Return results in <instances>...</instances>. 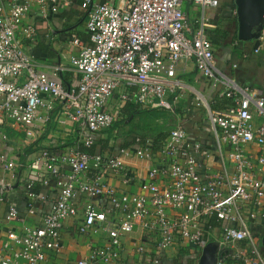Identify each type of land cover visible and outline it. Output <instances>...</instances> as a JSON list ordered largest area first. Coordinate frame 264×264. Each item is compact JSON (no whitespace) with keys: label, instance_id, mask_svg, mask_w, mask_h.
Instances as JSON below:
<instances>
[{"label":"built area","instance_id":"built-area-1","mask_svg":"<svg viewBox=\"0 0 264 264\" xmlns=\"http://www.w3.org/2000/svg\"><path fill=\"white\" fill-rule=\"evenodd\" d=\"M185 1L201 8L200 28H192L183 9ZM68 3L11 0L8 6L0 4V166L13 182L22 181L30 212L35 202L49 204L38 224H29L14 203L8 204L5 220L21 225L7 229L0 264H47L53 254L65 249L68 221L81 235H105L104 242H94L87 255L68 264H123L124 239L137 227L158 235L151 251L144 245L136 247L151 264H165L178 240L195 247L194 264H199L202 250L213 241L219 244L216 264H264L262 235L253 230L258 220L264 230V96L240 86L217 65L214 44L206 33L207 11L222 2L83 0L88 40L70 34L77 50L69 64L60 62L46 70L25 47L24 36L34 39L37 34L31 25L25 26L24 19L31 12L49 18ZM233 14L237 16L236 8ZM50 32L57 34L56 29ZM259 33L252 52L264 57V26ZM181 61H193L210 81L208 95L175 74ZM69 70L77 77L67 83L64 74ZM175 89L190 93L192 105L205 107L202 127L213 146L191 137L182 124L155 151L152 139L140 136H133L134 143L119 147L115 154L91 153L74 145L56 152L42 149L24 171L43 177V167L51 174H61L68 167L69 172L57 181L54 196L38 191L35 179L23 175L22 164L5 152L9 128L35 138L38 124L44 125L52 116L78 124V140L92 147L121 118L127 103L174 111L182 96L171 102L168 94ZM214 94L231 97L233 104L213 109L209 99ZM155 152L160 161L147 173L148 194L120 191L109 182L118 175L132 183L127 158L150 160ZM212 156L220 167L211 172ZM10 186L7 180L0 181V200H5ZM85 197L91 200H86L80 218L78 201ZM210 218H216L218 225H208Z\"/></svg>","mask_w":264,"mask_h":264},{"label":"crops","instance_id":"crops-1","mask_svg":"<svg viewBox=\"0 0 264 264\" xmlns=\"http://www.w3.org/2000/svg\"><path fill=\"white\" fill-rule=\"evenodd\" d=\"M11 0H0V4L8 6ZM113 4H117L119 0H110ZM183 9L189 15L191 26L193 29L201 27V8L196 5H192L189 1L183 3ZM207 16L210 18L206 24V30H215L218 28L225 29L230 24L233 27L235 24L231 23L228 18L220 16V9L215 8L207 11ZM88 13L87 9L83 6V0H69L66 6H62L59 13L51 15L49 18H43L42 16L31 12L24 19L25 26L31 25L36 30V36L34 39L28 38L24 35L25 47L27 50L36 56L40 61L42 68L51 70L52 67L60 62L69 64V58L76 53L77 48L71 43V33H76L82 39L86 40L88 37L86 29V19ZM236 16V15H235ZM51 29H56L57 34L50 32ZM238 29V23H237ZM255 41H245L239 45L230 46L223 45L222 47L215 46L216 62L218 67L228 77L232 78L240 86H249L252 89L257 90L264 96V57L262 54H254L253 50ZM243 52H248V57H243ZM234 64H237L234 67ZM177 76L189 86L199 90L206 95L209 92V80L199 73L193 61H181L176 71ZM77 74L72 70L65 72V82L70 83L72 79L76 78ZM174 95H182L178 98V110L176 118L178 125H185L189 134L193 138H201L207 141L213 146V140L210 134L202 127L204 121L201 114L205 113V107L192 105L193 96L190 93L182 94V91L178 89L172 90L168 94V98ZM215 94L209 99L213 105H217L215 100ZM217 96H222L217 94ZM127 105V104H126ZM125 105V106H126ZM124 106V107H125ZM222 110V109H221ZM174 126V127H176ZM173 127V128H174ZM79 125L74 124L71 121L61 122L57 116H52L51 120L45 123H39L36 128V137L29 138L24 132L10 130V142L6 146L5 152L17 162L22 165L19 171H23V175H27L28 178L35 179V186L38 191H48L50 195H55L57 192V181L63 179L69 172L68 167H64L61 170V174H51L50 171L45 170L43 167V177H39L36 171L27 170L24 171V165L32 163L37 156H39L42 149H50L53 151H61L69 148V146H76L80 150H85L87 147L78 140L79 137ZM123 129V128H122ZM127 126L122 134V142L112 141L111 135H100L97 139L96 147L103 148V152L107 154H115L118 152V148L128 139H132V135L126 134L129 131ZM115 133V132H114ZM133 142V140H131ZM96 149V148H95ZM127 164L130 170L133 172V182L127 183L121 176L110 177L111 182L120 191L137 192L142 194H148V171L151 165L159 163L160 157L157 152L154 156L148 159H142L136 156L127 158ZM211 172L220 167L219 160L216 156H212L209 160ZM9 172H4L0 166V181H6L10 183V188L6 193L5 200H0V249L2 242L6 239L7 229L10 227H20L21 223L18 221L7 222L5 215L7 213V206L9 203H14L21 216L26 218V222L29 224H38L41 222L43 214L48 209V203L35 202L34 212L29 211V202L24 189V185L20 180L18 183L13 182L10 179ZM43 179H50V183L45 184ZM12 182V183H11ZM91 200L89 197L86 199H79V205H81L80 218L83 216L84 204ZM253 230L256 234L261 235L263 230L262 220H258L253 225ZM64 243L65 249L60 254H53L47 264H68L69 262L76 261L90 251V248L96 243H102L105 241V235L100 234L93 237L81 235L76 231V226L72 221H68L65 224L64 229ZM158 238L157 234H147L142 228L137 227L133 233L124 239V258L123 264H151L146 254H139L136 252V247L144 245L147 248V252L151 251L155 245V240ZM242 245V243H240ZM198 260V252L195 250L192 244L177 241L176 245L172 248L169 255L164 259L165 264H194Z\"/></svg>","mask_w":264,"mask_h":264},{"label":"trees","instance_id":"trees-1","mask_svg":"<svg viewBox=\"0 0 264 264\" xmlns=\"http://www.w3.org/2000/svg\"><path fill=\"white\" fill-rule=\"evenodd\" d=\"M235 8V0H225L219 7L221 13L220 16L228 18L231 23L234 22L233 24H236L234 26V29L229 24L225 29L218 28L213 31L209 30L206 32L215 46L222 47L226 44L234 47L235 45H239L243 42L238 39V35L236 33L238 22L237 16L233 14ZM86 40H88V37L86 38ZM252 51H250L249 53H251ZM168 99L171 102L174 101V95ZM215 100L216 102H218L217 105L212 106V108L215 110L225 109L233 104V99L226 95H216ZM178 110H180V107L178 106L177 102L174 111L161 107H144L140 104L127 103V105L122 109L121 118L116 121L113 126L109 127V129H107L105 132L111 135L115 131L117 126L125 123L127 125H130V129L129 131H126V134H128L129 136H140L144 140L148 138L152 139L155 151L160 149L164 145L172 129H174L173 127L176 126V115ZM131 140L128 139L127 141H125L122 144V147H128L132 145L134 142H131ZM96 143L97 140L92 147H87V149L83 151L91 153L103 152V148H101L100 146L98 147V145L96 147ZM208 222V225L211 226L218 225V221L216 218H210L208 219Z\"/></svg>","mask_w":264,"mask_h":264},{"label":"water","instance_id":"water-1","mask_svg":"<svg viewBox=\"0 0 264 264\" xmlns=\"http://www.w3.org/2000/svg\"><path fill=\"white\" fill-rule=\"evenodd\" d=\"M237 9L238 39L245 41H255L264 26V0H235ZM262 243L264 246V232ZM219 244L209 242L202 250L199 264H216L218 260Z\"/></svg>","mask_w":264,"mask_h":264},{"label":"rangeland","instance_id":"rangeland-1","mask_svg":"<svg viewBox=\"0 0 264 264\" xmlns=\"http://www.w3.org/2000/svg\"><path fill=\"white\" fill-rule=\"evenodd\" d=\"M221 2H222V4H223V2L225 1V0H220ZM231 2V1H230ZM232 4V3H231ZM127 126H129L130 127V125H127V124H125V123H122L121 125H119V126H117L116 127V129H115V133L113 132L112 134H111V138H112V141H114V143L115 142H122V139H121V137H122V134H123V132H121V130H124L125 131V128L127 127ZM123 128V129H122ZM105 134L104 135H106L107 134V132H104Z\"/></svg>","mask_w":264,"mask_h":264}]
</instances>
